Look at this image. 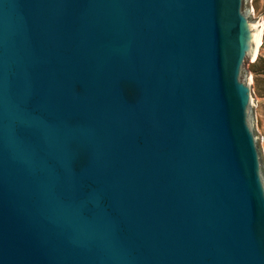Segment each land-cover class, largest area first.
Segmentation results:
<instances>
[{
  "label": "water",
  "instance_id": "water-1",
  "mask_svg": "<svg viewBox=\"0 0 264 264\" xmlns=\"http://www.w3.org/2000/svg\"><path fill=\"white\" fill-rule=\"evenodd\" d=\"M246 0H0V264H264Z\"/></svg>",
  "mask_w": 264,
  "mask_h": 264
},
{
  "label": "rangeland",
  "instance_id": "rangeland-1",
  "mask_svg": "<svg viewBox=\"0 0 264 264\" xmlns=\"http://www.w3.org/2000/svg\"><path fill=\"white\" fill-rule=\"evenodd\" d=\"M245 16L262 29L261 46L255 60H251L245 83L255 95L252 129L264 153V0H246Z\"/></svg>",
  "mask_w": 264,
  "mask_h": 264
},
{
  "label": "bare ground",
  "instance_id": "bare-ground-1",
  "mask_svg": "<svg viewBox=\"0 0 264 264\" xmlns=\"http://www.w3.org/2000/svg\"><path fill=\"white\" fill-rule=\"evenodd\" d=\"M256 33H257V38L258 39H257V43H256V46H255V50H254V53H253L252 60H255V58L257 57L259 48L261 46V42H262V29H261V26L256 28Z\"/></svg>",
  "mask_w": 264,
  "mask_h": 264
},
{
  "label": "trees",
  "instance_id": "trees-1",
  "mask_svg": "<svg viewBox=\"0 0 264 264\" xmlns=\"http://www.w3.org/2000/svg\"><path fill=\"white\" fill-rule=\"evenodd\" d=\"M263 44H264V33H263Z\"/></svg>",
  "mask_w": 264,
  "mask_h": 264
}]
</instances>
